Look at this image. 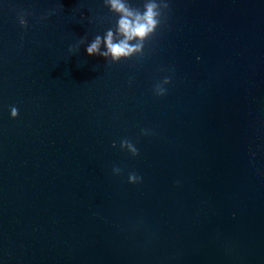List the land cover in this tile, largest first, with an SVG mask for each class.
Segmentation results:
<instances>
[{
	"label": "water",
	"instance_id": "1",
	"mask_svg": "<svg viewBox=\"0 0 264 264\" xmlns=\"http://www.w3.org/2000/svg\"><path fill=\"white\" fill-rule=\"evenodd\" d=\"M115 23L0 0V264H264V0H169L143 56L69 52Z\"/></svg>",
	"mask_w": 264,
	"mask_h": 264
},
{
	"label": "clouds",
	"instance_id": "2",
	"mask_svg": "<svg viewBox=\"0 0 264 264\" xmlns=\"http://www.w3.org/2000/svg\"><path fill=\"white\" fill-rule=\"evenodd\" d=\"M105 3L116 16L115 26L108 28L103 34L95 35L91 40L82 36L75 44L69 45V52H74L84 45L88 57L99 56L109 65L130 60L134 56H143L146 42L156 34L161 24L167 21L169 0H142L139 6L134 4L133 0H105ZM19 24L27 25L23 13L19 16ZM171 79L170 75H166L156 82L153 85L154 95L164 96ZM17 116L18 108L11 106L10 117L15 119ZM149 132L148 129H141L142 135H148ZM116 146V141H113L112 147ZM119 149L133 157L139 154L136 143L128 138L120 139ZM121 171L118 166L112 168L113 175H120ZM127 179L129 184H137L143 178L135 171H130Z\"/></svg>",
	"mask_w": 264,
	"mask_h": 264
}]
</instances>
